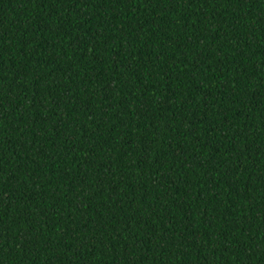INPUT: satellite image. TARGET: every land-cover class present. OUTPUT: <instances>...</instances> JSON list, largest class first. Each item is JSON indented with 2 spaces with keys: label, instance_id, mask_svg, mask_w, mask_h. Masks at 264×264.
<instances>
[{
  "label": "trees",
  "instance_id": "obj_1",
  "mask_svg": "<svg viewBox=\"0 0 264 264\" xmlns=\"http://www.w3.org/2000/svg\"><path fill=\"white\" fill-rule=\"evenodd\" d=\"M0 264H264V0H0Z\"/></svg>",
  "mask_w": 264,
  "mask_h": 264
}]
</instances>
